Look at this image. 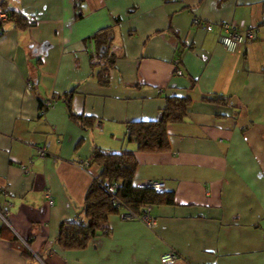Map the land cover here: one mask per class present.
Returning <instances> with one entry per match:
<instances>
[{
    "label": "crops",
    "instance_id": "crops-1",
    "mask_svg": "<svg viewBox=\"0 0 264 264\" xmlns=\"http://www.w3.org/2000/svg\"><path fill=\"white\" fill-rule=\"evenodd\" d=\"M0 6L35 21L1 26L0 264H160L169 251L180 255L174 264H264V0ZM195 17L253 27L254 38L227 52L219 29L195 27ZM90 42L117 47L113 62L92 65ZM171 97L190 105L182 122L167 126L168 148L137 151L128 124L156 120ZM67 99L90 126L70 118ZM38 146L45 158L36 157ZM94 148L134 154V184L163 180L173 204L151 206V229L111 214L105 233L84 249L65 250L57 244L59 226L83 217L86 191L99 174L96 165L83 167Z\"/></svg>",
    "mask_w": 264,
    "mask_h": 264
},
{
    "label": "trees",
    "instance_id": "trees-1",
    "mask_svg": "<svg viewBox=\"0 0 264 264\" xmlns=\"http://www.w3.org/2000/svg\"><path fill=\"white\" fill-rule=\"evenodd\" d=\"M8 20H14L18 25L25 27L26 18L18 11H6ZM3 32V31H2ZM2 34V33H1ZM98 35H95V40ZM106 36V34H105ZM107 38V37H106ZM96 46L99 54L106 56L105 50L100 53V48ZM113 62V57L107 56L106 65ZM105 68L106 66H102ZM100 82L106 83L105 75L100 74ZM70 92L68 97L71 96ZM69 116L86 128L92 124V119L82 118L72 113L70 100H65ZM190 100L188 98H167L164 109L161 110L159 117L154 121L134 122L128 124V141L134 142L137 151L143 153H159L168 148L167 126L173 123H180L188 111ZM89 165H96L99 174L86 191L83 202V217L72 221L62 222L59 226L57 244L65 250L84 249L87 243L95 237L103 234L107 230V220L111 214H119L120 209L116 208L103 189V184H119L116 189V199L120 206L135 215L144 213L147 206L160 204H173L171 194H156L151 189L138 188L133 180L136 171L137 161L132 153H110L99 148H94ZM24 256L30 254L22 250Z\"/></svg>",
    "mask_w": 264,
    "mask_h": 264
},
{
    "label": "built area",
    "instance_id": "built-area-1",
    "mask_svg": "<svg viewBox=\"0 0 264 264\" xmlns=\"http://www.w3.org/2000/svg\"><path fill=\"white\" fill-rule=\"evenodd\" d=\"M8 20V14L7 12L0 6V35L2 33V24L5 23ZM30 26L35 25L34 20H30L28 22ZM192 25L195 27H198L202 30H205L206 32H212L215 27H217L220 31V36L218 37V41L220 45L227 51V52H233L237 46L240 44L247 42V41H252L254 38V32H253V27H248L245 30H240L235 26L233 23H220L217 25L213 24H205L202 22L199 18L195 17L192 20ZM111 40V35H107V41L110 42ZM109 49V50H108ZM108 49H105L106 56H102L99 54V51L94 48L93 43L90 42L89 45V52H90V63L94 66H104L107 61V56L112 55L115 49L117 47H110ZM174 65L176 67L175 74L178 76L182 75V72L177 69L178 65V60L174 62ZM32 89V83L28 82L25 87L26 93H30ZM54 105L53 100H49L46 102V107L50 108ZM35 155L38 158H45L47 155L46 149L44 146H38L35 150ZM33 160L30 159L28 160L27 164L21 166V170L24 174H27L29 172V167L31 166ZM83 167L88 168L89 163L88 162H83ZM119 184H113V185H108L107 183L103 184V189L106 187V192L109 195L110 199L112 202H115L116 208L120 209L119 215L123 220L126 221H132V220H139L142 221L146 227L148 228H153L155 226V218L151 215L150 210L151 207L147 206L144 208V213L141 215H135L132 212L125 210L122 208L119 204V202L116 199V192L115 189ZM140 189H151L153 190L156 194L162 195L166 192V184L163 180H144L136 185ZM3 192L5 189L2 190ZM46 196L48 198V203L49 205H52V200L49 196L48 193H46ZM180 259V255L175 252V251H169L160 256V264H174L176 261Z\"/></svg>",
    "mask_w": 264,
    "mask_h": 264
},
{
    "label": "water",
    "instance_id": "water-1",
    "mask_svg": "<svg viewBox=\"0 0 264 264\" xmlns=\"http://www.w3.org/2000/svg\"><path fill=\"white\" fill-rule=\"evenodd\" d=\"M105 49H106V47H101L100 48V53H102Z\"/></svg>",
    "mask_w": 264,
    "mask_h": 264
}]
</instances>
